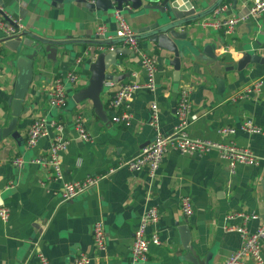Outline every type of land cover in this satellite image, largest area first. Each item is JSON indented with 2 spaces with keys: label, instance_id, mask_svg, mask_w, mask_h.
Masks as SVG:
<instances>
[{
  "label": "crops",
  "instance_id": "crops-1",
  "mask_svg": "<svg viewBox=\"0 0 264 264\" xmlns=\"http://www.w3.org/2000/svg\"><path fill=\"white\" fill-rule=\"evenodd\" d=\"M189 1L198 13L208 14L184 29L187 31L185 41L203 59L208 58L205 54L208 47L219 57V73L225 80V89H219L209 62L187 51L185 58H179L177 67L174 53L147 40L141 41L140 45L158 59L157 89L138 91L131 107L134 120L131 126H126L111 120L113 110L109 101L120 84L145 80L141 64L123 43L110 46L95 43L101 40L98 34L101 25L107 28L106 40L117 39L116 12L92 13L76 2L54 7L43 0H3V13L21 18L26 30L66 43L40 53L24 101L27 110L16 126L18 135L0 142V206L10 210L7 221L0 218V264H40L39 252L54 264H74L81 252L96 256L93 228L97 221H102L105 227L108 264H192L182 244L179 229L183 225L189 226L190 244L201 259L209 257L210 264H226L231 254L240 248L241 237L224 230L225 216L234 211L250 212L259 217L249 223V230L255 232L259 227L264 220V160L256 166L239 165L232 172L229 162L217 151L200 156L171 149L153 178L146 170L131 171L127 167L109 173L119 161L138 156L153 140L156 134V129L150 125L153 101L160 109L159 130L163 134L173 132L182 88L191 92L193 115L189 131L192 136L234 140L264 158V134L240 128L241 123L250 118L264 131V14L239 24L232 34H226L208 23L218 18L212 8L221 1V4L230 3L231 9L223 14L227 17L245 12L250 0H238L236 4L233 0ZM123 16L134 32L147 24V20L127 12H123ZM4 19L0 13V20ZM111 47L124 48L126 54L118 56L119 67H110V72L118 76L117 82L104 88L103 114H98L90 99L77 102L74 96L88 86L90 67L98 54L111 52ZM30 52V49L26 51ZM244 53L260 56L261 62L249 63L238 70V61ZM81 55L84 59L77 68L79 82L69 88L68 107L51 108L47 89ZM15 58L16 54H11L3 44L0 48V127L7 122L10 112L17 75ZM229 66L235 69L226 70ZM256 80L262 82L260 92L234 100L236 92ZM77 114L84 118L92 142L84 141L77 134L74 128ZM38 116L65 124V136L70 142L61 154L65 178L103 174L97 186L65 200L61 196V182L53 180L51 171L31 163L36 157L47 155L51 147L49 138L41 139L35 148L27 147L30 123ZM224 126L233 127L236 132L221 134ZM17 157L23 158V166L14 165ZM78 159H81L80 165ZM184 195L192 198L194 206V213L188 219L181 209ZM149 207H156L161 218L156 226L148 228V233L156 229L162 243L151 246L148 261L133 262V233ZM262 243L264 254V238Z\"/></svg>",
  "mask_w": 264,
  "mask_h": 264
},
{
  "label": "built area",
  "instance_id": "built-area-1",
  "mask_svg": "<svg viewBox=\"0 0 264 264\" xmlns=\"http://www.w3.org/2000/svg\"><path fill=\"white\" fill-rule=\"evenodd\" d=\"M231 9V4H221L215 9V15L218 17L214 22H208L216 29H222L226 34H232L237 26L247 22L251 18L264 14V0H250L246 11L240 14H232L224 17L223 14ZM118 20V29L116 38L124 39L123 45L133 52L139 59L145 80L140 82L137 79L124 82L112 94L109 104L113 110L111 120L118 124L131 126L134 120L131 112L132 102L140 89H146L154 92L157 89L158 59L150 51L144 49L139 40L136 39L134 32L123 13L116 11ZM0 48L9 38L20 37L25 30L21 18H11L9 20H0ZM105 25L99 27L98 34L105 40L107 36ZM109 38H112L109 36ZM102 50V49H101ZM115 50L114 47L110 51ZM84 57L81 55L73 62V66L64 74L57 76L51 88L47 89V101L51 108L66 109L68 107V91L71 86L79 82L78 67L82 66ZM1 72V69H0ZM115 83L110 84L114 85ZM262 90V82H255L245 86L242 90L233 95L234 100L249 97L253 92ZM190 91L182 88L180 91L179 102L177 107V123L173 132L163 134L159 130L160 109L156 101L150 104L151 122L150 125L156 129L153 140L142 149L140 154L130 160H121L114 168L109 169V173L121 167H127L131 171L146 170L148 175L153 178L156 176L165 154L173 149L186 155H204L210 151H217L220 157L229 162L232 172L239 165L256 166L264 158L255 154L247 147H242L236 141H218L209 138H197L190 134L189 127L192 122L193 104L190 98ZM74 128L81 139L86 142H92V137L86 128L84 118L77 114L74 122ZM240 128L245 132L264 134L263 128L255 123L252 119H245ZM65 124L61 121L48 118L47 116H38L30 123L26 144L28 148H35L41 139L49 138L51 147L49 153L45 156H38L31 160V163L42 165L51 171V177L54 181L61 182V196L65 200H71L88 189L97 186L103 179V174H86L82 178L66 179L63 169L61 154L69 146V140L65 136ZM236 129L224 126L220 129L221 134H234ZM14 165L20 167L24 165L22 157L13 160ZM78 165L81 159H78ZM181 209L186 219L194 213L192 198L184 195L181 199ZM10 216L8 207L0 206V218L7 221ZM258 215L245 211L230 212L225 216L226 225L224 230L227 232L238 233L241 237V246L234 251L226 261V264H264L263 243L264 238V220L261 222L255 232L249 230V223L258 219ZM161 216L156 207L146 208L143 212L139 224L133 233L132 260L133 262H146L149 259L151 246L161 245L162 241L156 229L148 233L150 226H156ZM93 239L96 249V256L89 253L81 252L75 259L74 264H108L107 261V242L106 232L102 221H97L93 228ZM40 264H54L43 252L38 253Z\"/></svg>",
  "mask_w": 264,
  "mask_h": 264
},
{
  "label": "water",
  "instance_id": "water-1",
  "mask_svg": "<svg viewBox=\"0 0 264 264\" xmlns=\"http://www.w3.org/2000/svg\"><path fill=\"white\" fill-rule=\"evenodd\" d=\"M54 7H61L65 3L76 2L88 11L94 13L96 11L110 10L127 12L131 16L141 17L147 20V24L136 30V39L139 42L147 40L158 48L172 52L176 56V66L178 67L179 58H185L187 51L192 53L196 58L199 57L194 52L191 44L187 43L185 33L187 27L193 26L205 17L208 13H198L189 0H43ZM238 0H233L236 4ZM222 3L216 4L212 10ZM4 6L3 0H0V13L5 19H10L1 9ZM211 10V11H212ZM187 32V31H186ZM101 40L95 42L98 45L110 46L123 43L124 39L105 40L99 35ZM63 40H51L39 36L29 30H24L20 37L9 38L5 41V46L11 50V54L16 58L13 64L16 65L17 75L14 84L13 93L10 99V112L7 122L0 127V142L8 139L10 136L18 135L16 126L23 112L27 108L24 106L27 93L34 79L35 64L40 53L45 50L49 51L52 46H61L65 44ZM32 47V48H31ZM30 49V54L26 51ZM128 49V48H126ZM131 52L130 50H128ZM126 54L124 48H115L114 51H101L90 67L91 76L88 86L82 89L78 95L74 96L77 102L90 99L98 114H103L102 92L106 86L117 82L118 76L110 72V67L120 66L119 55ZM205 54L208 58L203 60L212 64V68L216 74V82L219 89H225V80L223 75L219 73L220 59L215 55L210 47L206 48ZM261 57L244 53L243 57L238 61L237 69H244L249 63H259ZM234 66H229L226 70L232 71ZM182 233V244L188 251L187 259L192 264H210L209 257L201 259L196 254L194 248L190 244L191 234L188 225L180 227Z\"/></svg>",
  "mask_w": 264,
  "mask_h": 264
},
{
  "label": "rangeland",
  "instance_id": "rangeland-1",
  "mask_svg": "<svg viewBox=\"0 0 264 264\" xmlns=\"http://www.w3.org/2000/svg\"><path fill=\"white\" fill-rule=\"evenodd\" d=\"M220 6H221V5H220ZM220 6H219V7H220ZM78 73H79V70H78ZM82 75H84V74H82ZM82 75H81V76H82ZM69 92H70V91H68V99L70 100V94H69Z\"/></svg>",
  "mask_w": 264,
  "mask_h": 264
}]
</instances>
